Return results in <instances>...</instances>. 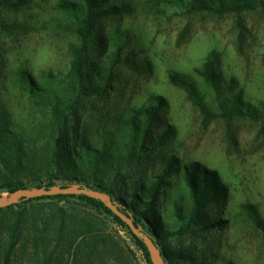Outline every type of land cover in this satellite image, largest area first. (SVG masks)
Instances as JSON below:
<instances>
[{"label": "rangeland", "instance_id": "374dc122", "mask_svg": "<svg viewBox=\"0 0 264 264\" xmlns=\"http://www.w3.org/2000/svg\"><path fill=\"white\" fill-rule=\"evenodd\" d=\"M65 1L82 2L0 0V109L20 127L27 190L78 178L73 185L107 186L130 200L135 189L162 182L157 215L171 230L170 246L185 256L178 264H264L257 224L264 221V10L221 17L188 13L178 0H110L106 7L133 11L103 18L93 30L85 53L92 95L68 114L62 133L52 111L67 112L80 92L69 73L83 18L62 11ZM210 58L217 85L201 75ZM26 72L44 99L31 97L20 79ZM157 100L162 106L144 134ZM204 108L219 117L207 122ZM239 111L244 116L223 117ZM193 164L226 186L198 225L185 179ZM23 213L52 218V231L59 221L77 228L74 250L89 257L78 264H147L127 229L78 199L43 201ZM16 218L4 216L5 229ZM218 221L222 227L210 228ZM4 238L0 232V251ZM18 256L17 264H28L32 250ZM75 257L60 264H77Z\"/></svg>", "mask_w": 264, "mask_h": 264}, {"label": "trees", "instance_id": "16d2710c", "mask_svg": "<svg viewBox=\"0 0 264 264\" xmlns=\"http://www.w3.org/2000/svg\"><path fill=\"white\" fill-rule=\"evenodd\" d=\"M110 0H82L81 3L65 1L60 7L65 13L74 15L75 17H83L81 19V26L77 29V34L81 41V46L78 51L74 53L73 59L70 63L69 76L74 80L76 85H79L80 92L77 94V99L68 108L64 114L58 106L53 107L52 115L61 122L60 131L66 129L69 115L75 108H83L82 101L90 98L92 95L89 88L85 87L88 83L90 74L85 70V53H87L88 45L90 43L93 30L103 18L113 15H121L126 11L131 13L133 10L130 6L113 4L109 7L106 5ZM187 9L188 13L198 11L208 12L214 15L224 16L228 13H235L240 15L247 11H256L258 9L264 10V0H178ZM154 3V2H152ZM151 3V4H152ZM18 7V5H15ZM159 3L153 4L152 10L158 12ZM215 60L210 58L206 63L207 74L201 75L209 82L217 85L218 78L215 75ZM28 73L20 74L22 83H25L26 88L32 94V98L44 99L46 93L44 90L37 89L35 81L27 76ZM55 79L56 78H52ZM109 83L105 84V88L101 91L102 95L107 93ZM88 89V90H87ZM89 91V92H88ZM160 100L156 101L153 112L148 116L149 124L144 131L148 134L151 130L153 121L158 116V110L161 108ZM206 121L209 122L219 117V115L211 113L206 108L203 109ZM234 116H244L243 112L224 113L223 117L233 119ZM264 119V118H263ZM134 129L137 126L131 123ZM20 127L16 122L6 115L4 109H0V193L7 192L11 195L28 189V185L22 181V175L25 172V162L27 151L24 148L20 136L16 129ZM63 133V132H62ZM58 144V143H57ZM145 144V143H144ZM104 151V150H102ZM88 153V152H87ZM29 156V155H28ZM59 154L55 152L53 160L58 159ZM57 161V160H56ZM57 163V162H54ZM185 179L192 194V214L191 221L193 224H204L205 216L209 208L218 202L220 199L226 197V186L221 182L217 174L211 170L201 168L198 164H193L185 168ZM83 180L72 178L70 181L61 185L67 187L75 183H80ZM162 182L146 188L140 187L134 190L133 197L128 200L118 196L114 190L107 186L88 187L93 190L101 191L111 196L114 205L118 210L133 221L134 226L139 232L149 238L158 249L164 253V258L167 264H178L183 257L181 250L175 249L169 244V237L171 230L162 221L161 216L157 215L158 194L160 192ZM54 183L47 186L38 185L37 189H47L54 187ZM68 200L78 199L88 206L99 212H105L110 215L114 221L121 227L127 229L132 237L137 248L142 252L147 264H154L146 240L143 237L136 236L129 228V226L117 215H115L106 205L105 202L93 198L81 196H44L41 198L22 200L19 204H15L8 208H0V232L6 234V240H1L4 244L3 250L0 251V264H17L19 252L21 250L30 252L32 250V259L28 264H60L68 257H75V262L85 263L89 257L80 251L78 247L75 249L78 241V229H69L66 222L58 223L54 231L48 225L52 223V218L43 217L41 214L33 218H25L24 211L26 207H32L36 203L51 200ZM253 211L252 206H249ZM17 209L18 214H17ZM23 209V210H21ZM16 215L15 222L7 229L4 221V216ZM251 215H253L251 213ZM31 221H30V220ZM42 220V224L39 221ZM39 223V225H38ZM213 223V224H212ZM263 237H264V221H258ZM210 228L222 227V223L211 222ZM6 230V231H5ZM90 239H93L94 232L89 230ZM99 237V236H97Z\"/></svg>", "mask_w": 264, "mask_h": 264}, {"label": "water", "instance_id": "95a60500", "mask_svg": "<svg viewBox=\"0 0 264 264\" xmlns=\"http://www.w3.org/2000/svg\"><path fill=\"white\" fill-rule=\"evenodd\" d=\"M60 195H64V196L84 195L86 197L105 202L107 207L129 226V228L132 230L134 235L145 238L153 263L167 264L164 258V253L160 249H158L157 246H155L149 238L143 236L139 232V230L134 226L133 221L124 214H122L118 210L116 205H114L111 196H109L104 192L93 190L86 186H80V185H71L67 187L56 186L47 189L44 188V189L23 190L11 195L10 198H0V208H8L15 204H19L22 200L36 199L44 196L52 197V196H60Z\"/></svg>", "mask_w": 264, "mask_h": 264}]
</instances>
